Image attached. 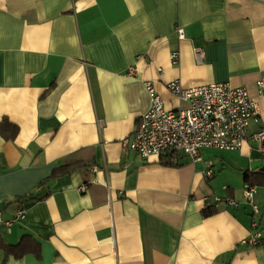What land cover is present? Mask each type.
I'll list each match as a JSON object with an SVG mask.
<instances>
[{
    "label": "crops",
    "instance_id": "0c3cea01",
    "mask_svg": "<svg viewBox=\"0 0 264 264\" xmlns=\"http://www.w3.org/2000/svg\"><path fill=\"white\" fill-rule=\"evenodd\" d=\"M173 80L246 86L248 131L264 129V0H0L1 218L24 210L0 222V264H264V186L257 213L243 194L264 151L246 140L165 165L123 144L145 81L165 108L187 105Z\"/></svg>",
    "mask_w": 264,
    "mask_h": 264
},
{
    "label": "built area",
    "instance_id": "2783aa9c",
    "mask_svg": "<svg viewBox=\"0 0 264 264\" xmlns=\"http://www.w3.org/2000/svg\"><path fill=\"white\" fill-rule=\"evenodd\" d=\"M177 37L182 39L184 31L176 27ZM197 61L202 58V50H194ZM179 53L171 52L170 62L177 64ZM133 69H129L132 73ZM144 86L150 97L148 109L140 115L136 129L129 140L123 144L133 152L147 158L151 155H161L166 150L177 151L187 156L191 161L199 158L202 148L220 150H235L244 141L250 142L260 151H264V129L257 128L248 131L249 121L258 122L259 109L252 99L246 86H231L227 82H209L203 85L183 87L178 80L167 84L168 91L185 102L184 108L167 109L161 96L155 91L152 82L145 81ZM206 178L212 176L210 169L204 172ZM81 186L79 190H84ZM253 187L248 183L244 186V197L252 204L253 213L258 212V206L252 202ZM220 202V198H215ZM233 203L232 200H227ZM24 218V210L18 209L11 220L0 222L11 225L14 220ZM256 225V221L252 223ZM260 242V233H253L246 243L255 246Z\"/></svg>",
    "mask_w": 264,
    "mask_h": 264
},
{
    "label": "trees",
    "instance_id": "16d2710c",
    "mask_svg": "<svg viewBox=\"0 0 264 264\" xmlns=\"http://www.w3.org/2000/svg\"><path fill=\"white\" fill-rule=\"evenodd\" d=\"M179 160L178 152L174 150H166L163 154L160 155V161L165 165H173ZM244 181L248 183L250 186L255 185H261L264 186V176L260 178H253L248 173L244 174ZM214 210H212L210 207H207L203 210L202 214L204 216H207L211 214ZM12 251L11 249L9 250ZM16 251V250H15ZM29 249L27 248H21L19 251H17L16 255H21L22 253H27ZM30 251L35 253L36 256H38V246L35 245L34 247H30Z\"/></svg>",
    "mask_w": 264,
    "mask_h": 264
},
{
    "label": "water",
    "instance_id": "95a60500",
    "mask_svg": "<svg viewBox=\"0 0 264 264\" xmlns=\"http://www.w3.org/2000/svg\"><path fill=\"white\" fill-rule=\"evenodd\" d=\"M251 169H261L264 170V165H262L261 161H253L250 164Z\"/></svg>",
    "mask_w": 264,
    "mask_h": 264
}]
</instances>
